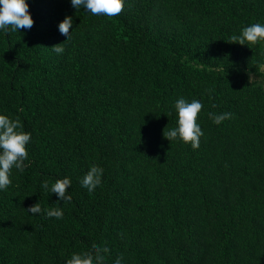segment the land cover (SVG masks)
<instances>
[{"label":"trees","instance_id":"1","mask_svg":"<svg viewBox=\"0 0 264 264\" xmlns=\"http://www.w3.org/2000/svg\"><path fill=\"white\" fill-rule=\"evenodd\" d=\"M26 3L33 27L0 30V114L31 133L0 190V264H65L94 243L105 264H264V40L228 42L264 25V0H124L115 17ZM180 97L203 104L195 150L163 136ZM65 176L71 202L41 187ZM37 202L63 218L25 210Z\"/></svg>","mask_w":264,"mask_h":264},{"label":"clouds","instance_id":"2","mask_svg":"<svg viewBox=\"0 0 264 264\" xmlns=\"http://www.w3.org/2000/svg\"><path fill=\"white\" fill-rule=\"evenodd\" d=\"M71 6L75 9L83 8L96 16L115 17L122 13L124 0H71ZM72 17L65 16L59 23L58 28L66 39L70 37L72 30ZM34 21L29 12V5L26 0H0V30L6 34L10 29L12 32L20 30H30ZM264 40V25L255 23L244 27L240 35H233L228 42L240 45L256 44ZM52 50L57 54L64 52L62 43L54 44ZM251 79V77H249ZM207 91H211L210 89ZM177 113L176 127L163 131V136L168 140L180 139L184 143H190L192 148L198 149L200 138L204 135L200 125L197 123L199 113L203 109V104L198 99L190 102L184 97H180L174 104ZM215 107V105H213ZM209 118L215 124H220L226 119H231L233 114L229 112L215 114L208 113ZM31 141V133L23 130V125L19 118L11 119L0 114V190L11 185L10 179L13 168L23 172L26 168L24 163L28 159L27 145ZM103 169L97 165H92L81 178L80 184L90 193L101 184ZM71 179L65 176L56 179L49 189L47 181H43L41 187L50 193H55L59 201L71 202V195L68 188L71 186ZM30 214L43 213L46 217L63 218V210L60 207L43 209L39 202L30 205L25 209ZM110 249L106 243L101 246L92 244L90 251L83 253H73L65 264H105L106 255ZM122 257H117L113 264H121Z\"/></svg>","mask_w":264,"mask_h":264},{"label":"rangeland","instance_id":"3","mask_svg":"<svg viewBox=\"0 0 264 264\" xmlns=\"http://www.w3.org/2000/svg\"><path fill=\"white\" fill-rule=\"evenodd\" d=\"M257 77L256 76H254V75H251V79H256Z\"/></svg>","mask_w":264,"mask_h":264}]
</instances>
